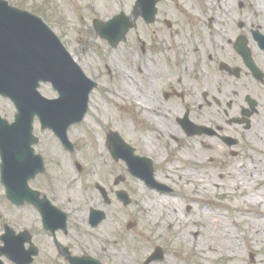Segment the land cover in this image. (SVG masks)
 I'll return each mask as SVG.
<instances>
[{"label": "rangeland", "instance_id": "374dc122", "mask_svg": "<svg viewBox=\"0 0 264 264\" xmlns=\"http://www.w3.org/2000/svg\"><path fill=\"white\" fill-rule=\"evenodd\" d=\"M48 1L47 13L56 18L51 26L87 74L99 82V87L91 95L88 116L80 125L69 130L70 138L76 145L75 152H68L51 131H43L38 121L35 123V134L41 137L36 152L45 157L47 171L32 180L31 186L41 190L42 194L52 196L69 211L74 252L78 255L90 254L105 264H144L151 252L162 247L164 261L153 264H261L264 238L250 244L243 239L242 232L234 223L237 217L250 221L255 213L226 209L221 203L225 199L235 200L237 194L227 192L224 186L220 189L213 186L215 194L212 195L213 200L208 201L195 198V194H199L198 189L193 188L191 193L186 194L184 187L187 181L185 174L189 172L201 175L206 184L212 185L216 184L215 180L227 182L238 174H242L243 178V175H247L243 169L256 165L251 160L252 154L257 153L264 159V149L262 152L245 150L238 159H233L220 142L207 140L199 147L195 145L199 138L186 136L174 120L175 116H182V110H176L170 117L172 121L165 122L181 138V142L176 144L171 142L167 133L152 124L148 111L134 101L135 105L132 102L133 106L129 105L128 100L132 99H125L124 80H129L132 75L137 76L138 67L141 66L138 59H142L143 64H148L149 60L156 61L153 56L146 54L139 57L136 53L142 41H149L147 30L131 31L127 42L113 49L96 32L93 21L97 18L107 20L122 10L130 14L132 0ZM162 3L165 17L176 24L171 40L193 38L196 25L194 0H164ZM123 67L126 68L124 71ZM128 86L137 92L132 82ZM40 90L46 97L58 96L51 83H43ZM0 112L10 121L15 118L14 105L6 98H0ZM112 130L121 133L137 148L138 153L153 157L156 178L171 186L173 192L167 194L150 189L142 180L128 173L125 163L112 158L107 144V134ZM199 157L205 162L197 161ZM77 161L83 166L82 172L75 165ZM1 163L2 159L0 166ZM235 165L237 169L233 168ZM121 175L126 177L125 182L114 186V179ZM256 182L254 192L264 188V181L257 179ZM96 183L107 186L113 192L126 189L133 203L124 206L111 195L114 203L104 205ZM221 188L227 193L220 195ZM92 207L102 208L108 214V219L95 228L90 226L88 219ZM258 208L262 209L263 204H259ZM208 214L224 221L236 234L235 250L239 256L235 261L229 260L225 253L211 256L205 244L201 245L204 220ZM129 222H132L131 227L127 226ZM7 224L16 232L23 228L30 230L38 248L44 245L49 250L48 247L54 243L41 227L38 212L32 204L18 207L8 200L0 170V237ZM1 245L4 244L0 238ZM43 252L47 253V250L43 249ZM250 254L255 255L254 263ZM43 257L39 255L34 264H42L45 261ZM48 257L52 261L50 264H62L50 254ZM2 258L5 264H13L6 256Z\"/></svg>", "mask_w": 264, "mask_h": 264}, {"label": "flooded vegetation", "instance_id": "af4514ba", "mask_svg": "<svg viewBox=\"0 0 264 264\" xmlns=\"http://www.w3.org/2000/svg\"><path fill=\"white\" fill-rule=\"evenodd\" d=\"M5 1L15 9L11 21H19L18 13L24 11L42 17L50 24L56 21L54 15L47 13L48 0ZM162 2L164 0L160 1L154 20L148 24L141 18L137 25L143 26L138 25L132 30H147L149 41H142L136 53L139 57L148 54L156 61L149 60L148 64H143L142 59H138L141 66L137 76L124 80L125 99H132L128 100L129 105L136 102L149 111L147 115L152 124L167 133L176 144L181 142V138L165 122H171L172 114L182 110V117L177 115L174 120L186 136L188 134L180 122V118L185 116L194 126V132L198 128L210 129L188 135L199 138L196 142L199 147L207 140L220 142L233 159H238L245 150L262 152L264 0H194V37L183 40H171L176 24L165 17ZM135 9V0H132V14ZM125 69L123 67L122 70ZM129 82L137 92L128 86ZM48 198L60 209L67 210L52 196ZM36 211L41 227L54 242L49 250L47 246L40 247L39 255L45 258L42 264L52 262L49 254L62 264H72L70 258L79 255L74 252L70 237V218L67 219L68 230L58 229L53 233L45 226L42 209L36 207Z\"/></svg>", "mask_w": 264, "mask_h": 264}, {"label": "water", "instance_id": "95a60500", "mask_svg": "<svg viewBox=\"0 0 264 264\" xmlns=\"http://www.w3.org/2000/svg\"><path fill=\"white\" fill-rule=\"evenodd\" d=\"M159 1L137 0L138 14L147 21L154 18ZM6 7L5 2L0 1V95L13 100L19 113L14 123H9L0 116L2 180L11 201L19 206L26 201L38 205L43 211L46 226L54 231L58 227H66L65 214L51 205L46 197L40 200V193L30 186V180L46 170L44 158L35 154L33 147L39 140L33 133V123L38 116L43 128L51 129L63 146L73 151L74 145L67 135L69 127L80 123L88 114L90 94L97 83L86 75L44 20L35 18L31 22L25 17L19 24L15 22L8 26L6 19L13 11L8 12ZM96 27L102 32L103 38L117 46L127 39L126 35L134 26L130 17L121 13L106 23L97 22ZM41 82L52 83L55 91L60 94L59 97H44L39 92ZM108 141L112 145V156L116 160L125 161L132 175L141 178L151 188L167 193L172 191L169 186L156 181L152 160L137 155L135 149L119 133L112 131L108 135ZM124 180V177H118L116 185ZM97 187L109 203L106 189L100 185ZM117 197L125 205L132 202L125 191H119ZM105 217L103 211L94 208L90 216L92 226L100 224ZM5 230L6 234L1 239L6 245L0 247V256L6 255L16 264H31L34 255L38 254L31 234L24 232L16 235L8 226ZM26 242L31 243L29 250L25 249ZM161 258L160 248L146 264ZM71 262L100 264L90 257H75ZM0 264H3L2 261Z\"/></svg>", "mask_w": 264, "mask_h": 264}, {"label": "bare ground", "instance_id": "6f19581e", "mask_svg": "<svg viewBox=\"0 0 264 264\" xmlns=\"http://www.w3.org/2000/svg\"><path fill=\"white\" fill-rule=\"evenodd\" d=\"M141 102V101H140ZM153 109V107H152ZM201 156V155H199ZM251 160L256 165H248L243 169V173L247 172V175L242 178V174H238L235 177H231L226 181H214L216 184H206L204 178L193 173L185 174L187 179L184 187L186 194L191 193L194 189H198L199 194H195V198L213 200V194H215L214 187H226L227 192H235V200H223L222 205L227 208L240 209L241 212H253L255 217H251L250 221H245L243 218L237 217L234 221L242 232V237L246 242L250 244H256L262 238H264V188L253 191V185H255L257 179L264 181V159L257 153H253ZM233 168L237 169V165ZM260 169V174H259ZM241 172V171H240ZM185 181V180H184ZM220 189V188H219ZM223 188L219 194L224 195L227 193ZM259 193H262L259 195ZM247 202V203H246ZM259 204H263V208H258ZM221 205V206H222ZM205 229L202 231L204 237L201 242L205 244L206 251L214 256L215 254L225 253L229 260L232 262L239 256L235 250V236L232 230L224 223V221L217 220V217L208 214L204 220ZM172 221L169 222V226ZM261 264H264V256L262 257Z\"/></svg>", "mask_w": 264, "mask_h": 264}]
</instances>
